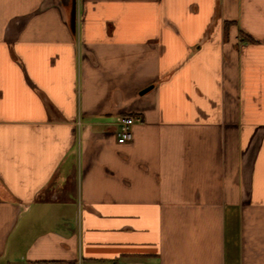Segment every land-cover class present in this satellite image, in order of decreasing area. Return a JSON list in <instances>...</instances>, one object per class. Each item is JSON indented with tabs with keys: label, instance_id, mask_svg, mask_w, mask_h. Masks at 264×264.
Returning a JSON list of instances; mask_svg holds the SVG:
<instances>
[{
	"label": "crops",
	"instance_id": "crops-1",
	"mask_svg": "<svg viewBox=\"0 0 264 264\" xmlns=\"http://www.w3.org/2000/svg\"><path fill=\"white\" fill-rule=\"evenodd\" d=\"M75 2L0 0V264H264V0Z\"/></svg>",
	"mask_w": 264,
	"mask_h": 264
},
{
	"label": "built area",
	"instance_id": "built-area-1",
	"mask_svg": "<svg viewBox=\"0 0 264 264\" xmlns=\"http://www.w3.org/2000/svg\"><path fill=\"white\" fill-rule=\"evenodd\" d=\"M134 121V117L129 115H123L119 118L116 132V141L118 144H126L132 141V127Z\"/></svg>",
	"mask_w": 264,
	"mask_h": 264
},
{
	"label": "water",
	"instance_id": "water-1",
	"mask_svg": "<svg viewBox=\"0 0 264 264\" xmlns=\"http://www.w3.org/2000/svg\"><path fill=\"white\" fill-rule=\"evenodd\" d=\"M72 7H71V25H72V27L73 28H75V16H76V2H75V0H72ZM151 89V87H147V88H145V89H143L142 91H140V95H143V94H145L146 92H148L149 90Z\"/></svg>",
	"mask_w": 264,
	"mask_h": 264
}]
</instances>
